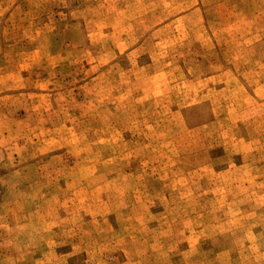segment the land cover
I'll list each match as a JSON object with an SVG mask.
<instances>
[{
    "label": "rangeland",
    "instance_id": "1",
    "mask_svg": "<svg viewBox=\"0 0 264 264\" xmlns=\"http://www.w3.org/2000/svg\"><path fill=\"white\" fill-rule=\"evenodd\" d=\"M0 264H264V0H0Z\"/></svg>",
    "mask_w": 264,
    "mask_h": 264
}]
</instances>
